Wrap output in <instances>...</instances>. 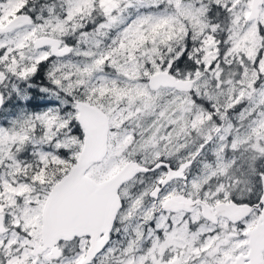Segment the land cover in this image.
Returning a JSON list of instances; mask_svg holds the SVG:
<instances>
[{
    "label": "snow or ice",
    "instance_id": "6c2138e0",
    "mask_svg": "<svg viewBox=\"0 0 264 264\" xmlns=\"http://www.w3.org/2000/svg\"><path fill=\"white\" fill-rule=\"evenodd\" d=\"M0 264H264V0H0Z\"/></svg>",
    "mask_w": 264,
    "mask_h": 264
}]
</instances>
